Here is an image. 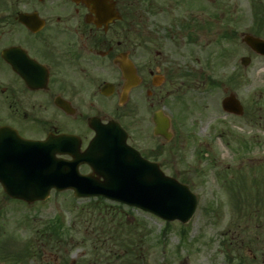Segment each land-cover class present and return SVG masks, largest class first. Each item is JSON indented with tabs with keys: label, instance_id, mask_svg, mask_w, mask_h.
Listing matches in <instances>:
<instances>
[{
	"label": "rangeland",
	"instance_id": "1",
	"mask_svg": "<svg viewBox=\"0 0 264 264\" xmlns=\"http://www.w3.org/2000/svg\"><path fill=\"white\" fill-rule=\"evenodd\" d=\"M155 1L158 8L165 9V0ZM182 2L185 13H197L202 23L212 28L202 30L195 44L186 45L179 40L168 43L171 67L183 76L171 85L165 84L151 97L138 89L136 107L123 124L130 142L144 154L162 150L157 162L165 174L188 185L196 195L195 214L186 224L169 222L163 237L161 231L166 222L139 209L106 200L102 204L105 207L95 206L89 203L90 199H76L71 191H52L45 201L26 204L8 199L0 188L1 235L10 240L14 249L28 242L36 244V258L23 264H68L71 260L75 264H91L90 259L98 251V264H125L130 255L124 247L113 246L110 234L113 232L116 238L120 231L123 238L130 233L127 228L132 227L138 264H172L182 258L191 264H222L226 257L238 263L249 262L248 256L256 257L252 264H261L263 255L260 249L256 250L259 245L254 236L263 230L248 229L244 231L248 237L242 235V228L236 230V217L244 207L239 202L242 209L238 210L235 200L242 201L238 197L250 193L264 197V58L251 52L241 40L255 24L253 2L262 8L264 0ZM44 5L57 8L56 0L43 5L38 0H7L0 1V10L32 12ZM164 20L161 16L154 19L160 25ZM223 32H233V40H222ZM242 56L251 59L247 67L240 63ZM232 74L237 75L235 84L227 81ZM230 92L243 107L240 116L221 108V100ZM157 110L170 118L172 138L168 142L153 135L152 116ZM228 184L236 196L229 192ZM57 217L63 227V241L41 237L43 226ZM250 220L256 224L253 216ZM118 222L122 225L117 226ZM180 231H185L184 238ZM230 239L233 240L229 246ZM249 239L250 248H246ZM241 242L242 248L237 249ZM104 254L106 262L102 259ZM237 254L243 256L239 258Z\"/></svg>",
	"mask_w": 264,
	"mask_h": 264
},
{
	"label": "flooded vegetation",
	"instance_id": "2",
	"mask_svg": "<svg viewBox=\"0 0 264 264\" xmlns=\"http://www.w3.org/2000/svg\"><path fill=\"white\" fill-rule=\"evenodd\" d=\"M155 2L56 0L57 8L44 5L36 13L0 10V126L31 140L69 134L81 149L93 135L91 118L116 120L126 130L123 120L136 107L138 89L151 97L183 76L171 67L168 43L195 44L202 30L212 28L197 13H185L182 0H165V9ZM24 14L37 16L27 18L35 26L25 25ZM258 14L264 32V13ZM157 16L163 25L154 21ZM125 74L132 81L127 90ZM130 140L128 133L133 145ZM80 169L90 171L86 165ZM127 229L119 246L135 264V229ZM260 253L264 264V237ZM16 254L4 262L23 264L22 250ZM172 264L190 263L182 258Z\"/></svg>",
	"mask_w": 264,
	"mask_h": 264
},
{
	"label": "water",
	"instance_id": "3",
	"mask_svg": "<svg viewBox=\"0 0 264 264\" xmlns=\"http://www.w3.org/2000/svg\"><path fill=\"white\" fill-rule=\"evenodd\" d=\"M25 18V24L32 26L27 21L30 17ZM242 40L256 53L264 54V40L248 34ZM249 62L250 58H241L243 66ZM125 78L127 90L132 81L129 74ZM222 108L242 113L233 94L222 100ZM153 122L154 134L168 140L167 118L156 112ZM90 127L95 134L83 152L72 136L50 135L36 142L0 127V184L5 193L12 199L33 203L45 200L51 189H71L78 198L102 196L167 221L188 222L195 211L196 198L186 185L166 176L157 163L143 159L126 143V133L116 122L91 121ZM56 154H68L72 159L63 160ZM81 164H87L91 173L80 174Z\"/></svg>",
	"mask_w": 264,
	"mask_h": 264
},
{
	"label": "trees",
	"instance_id": "4",
	"mask_svg": "<svg viewBox=\"0 0 264 264\" xmlns=\"http://www.w3.org/2000/svg\"><path fill=\"white\" fill-rule=\"evenodd\" d=\"M254 8H255L254 13H261V10L258 9V7L256 5H254ZM257 27H258V25H257V22H256L255 23V27L253 26V30H252V32L255 35H259ZM103 202H104V200L102 198L90 199V201H89L90 204H93L95 206H99L100 205V207H102L101 203H103ZM255 223L257 224V225L253 224V228H255V230H257V228H259V227L264 226V220H262L261 218L256 219ZM238 226L242 228V227H246L247 224H242V225L240 224ZM62 228H63L62 224H61L59 218L57 217V219L52 220V221L48 222L47 224H45L43 226V228H42V230L40 232L41 233V237L45 238L47 236H51V237H53V239H55V241L61 242V241H63L61 239L62 238V234H63ZM242 230H243V228H242ZM111 234H113V233H111ZM184 235H185V233L182 231L181 232V236L184 237ZM115 240H117V239H115ZM40 245H41V243H39V245L37 243V246H40ZM35 246H36V244L33 245V244H30L29 242L25 243V246H24V258L25 259H29L31 257H36V251H35L36 247ZM11 255L12 254L9 251L8 242L1 237V233H0V256L2 258H7L8 256L11 257ZM97 259H99V258H95L94 261L97 262Z\"/></svg>",
	"mask_w": 264,
	"mask_h": 264
}]
</instances>
